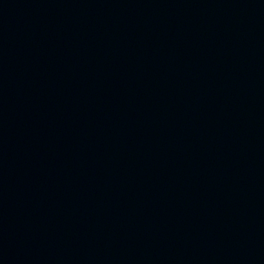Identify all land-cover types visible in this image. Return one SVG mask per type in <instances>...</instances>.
<instances>
[{
  "label": "water",
  "instance_id": "1",
  "mask_svg": "<svg viewBox=\"0 0 264 264\" xmlns=\"http://www.w3.org/2000/svg\"><path fill=\"white\" fill-rule=\"evenodd\" d=\"M0 264H264V0H0Z\"/></svg>",
  "mask_w": 264,
  "mask_h": 264
}]
</instances>
